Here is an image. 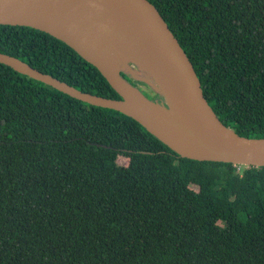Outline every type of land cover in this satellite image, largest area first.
<instances>
[{
	"label": "trees",
	"instance_id": "1",
	"mask_svg": "<svg viewBox=\"0 0 264 264\" xmlns=\"http://www.w3.org/2000/svg\"><path fill=\"white\" fill-rule=\"evenodd\" d=\"M149 1L220 121L264 138V0ZM0 52L120 99L45 32L0 25ZM0 264H264V167L182 158L134 119L0 64Z\"/></svg>",
	"mask_w": 264,
	"mask_h": 264
},
{
	"label": "water",
	"instance_id": "2",
	"mask_svg": "<svg viewBox=\"0 0 264 264\" xmlns=\"http://www.w3.org/2000/svg\"><path fill=\"white\" fill-rule=\"evenodd\" d=\"M0 25L30 27L65 43L99 70L120 99L83 92L1 52L0 64L134 119L182 158L264 167V138L241 136L220 121L190 58L149 0H0ZM119 62L145 78L118 69ZM123 74L158 98L147 97Z\"/></svg>",
	"mask_w": 264,
	"mask_h": 264
},
{
	"label": "bare ground",
	"instance_id": "3",
	"mask_svg": "<svg viewBox=\"0 0 264 264\" xmlns=\"http://www.w3.org/2000/svg\"><path fill=\"white\" fill-rule=\"evenodd\" d=\"M117 66H118V69H120V70L121 69L122 70H126V71H130L131 70L125 62H119L117 64ZM131 72H132V74L139 76V78H145V76L142 73H140V72H137V71L135 72L134 70H131Z\"/></svg>",
	"mask_w": 264,
	"mask_h": 264
},
{
	"label": "rangeland",
	"instance_id": "4",
	"mask_svg": "<svg viewBox=\"0 0 264 264\" xmlns=\"http://www.w3.org/2000/svg\"><path fill=\"white\" fill-rule=\"evenodd\" d=\"M135 72H136V71H135ZM135 72H134V73H135ZM133 75H134V74H133ZM134 76H136V77L139 78V76H137V75H134ZM117 161H118L119 164H127V160L123 159L122 157L118 158ZM193 188L197 190V187L194 186Z\"/></svg>",
	"mask_w": 264,
	"mask_h": 264
}]
</instances>
